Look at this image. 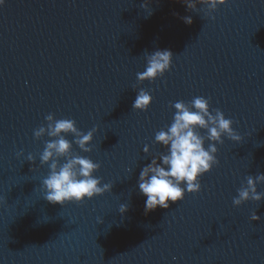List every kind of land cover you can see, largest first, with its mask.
Here are the masks:
<instances>
[{"label":"water","instance_id":"1","mask_svg":"<svg viewBox=\"0 0 264 264\" xmlns=\"http://www.w3.org/2000/svg\"><path fill=\"white\" fill-rule=\"evenodd\" d=\"M144 4L0 6V264H264V199L232 203L248 175L264 173V0H228L214 20L203 5ZM157 49L171 50L170 69L139 82ZM140 88L153 97L147 110L132 108ZM196 96L231 118L242 139L217 143L219 163L200 177L199 192L145 214L137 179L166 150L155 133L172 122L169 102ZM49 113L85 133L98 129L91 152L73 151L100 163L94 175L111 191L64 205L44 198L49 168L39 155L52 138L34 130ZM254 210L259 220L250 219Z\"/></svg>","mask_w":264,"mask_h":264},{"label":"clouds","instance_id":"2","mask_svg":"<svg viewBox=\"0 0 264 264\" xmlns=\"http://www.w3.org/2000/svg\"><path fill=\"white\" fill-rule=\"evenodd\" d=\"M188 9L197 11V5H203L206 16L215 19L212 15L220 5L228 0H180ZM5 0H0V6ZM147 8V0L142 5ZM178 15V14H177ZM185 23L191 24L192 17H182ZM173 54L169 49H157L147 55V65L144 71L137 73V80H155L163 76L171 67ZM153 97L148 90L140 88L133 101L132 108L147 110ZM176 111L172 122L165 128L155 133L154 142L166 149L151 158L139 173L137 185L139 192L146 197L144 202L145 214L157 207L167 209L170 202L174 203L184 198L185 192L195 193L201 190L200 177L210 171L219 163L216 156L217 143L222 144L227 136L233 141H240L242 137L232 127L234 121L226 118L219 109H210L209 99L196 96L191 101L183 100L175 103L169 102ZM45 120L47 125H41L34 130V137L39 139L44 135L52 138L45 141V147L39 155L41 165L47 164L48 175L42 180L44 198L50 203L64 205L66 202H82L111 191L112 183H103L102 177L94 173L101 167L100 163L93 161L88 156H82L73 151V144L85 153L91 152V142L94 133L98 130L95 126L86 133L76 126L74 119H56L49 113ZM72 134L73 140L66 138ZM206 141L207 147L205 146ZM145 154L150 152V146L143 148ZM23 151L17 155H22ZM63 159V163H61ZM27 160L34 162L36 157L29 153ZM258 183H264V173L248 175L246 184L237 189L238 195L234 196L232 203L240 206L246 201H261L264 192L257 189ZM127 204H121L120 213L126 212ZM250 219L259 220L260 217L254 210ZM175 260L176 258L173 257Z\"/></svg>","mask_w":264,"mask_h":264}]
</instances>
